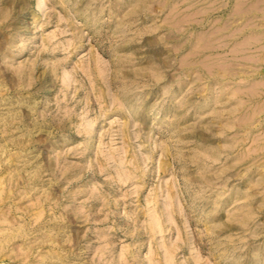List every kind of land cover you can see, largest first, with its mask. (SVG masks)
<instances>
[{
  "label": "rangeland",
  "instance_id": "obj_1",
  "mask_svg": "<svg viewBox=\"0 0 264 264\" xmlns=\"http://www.w3.org/2000/svg\"><path fill=\"white\" fill-rule=\"evenodd\" d=\"M0 264H264V0H0Z\"/></svg>",
  "mask_w": 264,
  "mask_h": 264
}]
</instances>
